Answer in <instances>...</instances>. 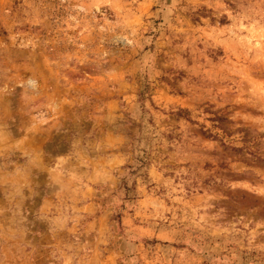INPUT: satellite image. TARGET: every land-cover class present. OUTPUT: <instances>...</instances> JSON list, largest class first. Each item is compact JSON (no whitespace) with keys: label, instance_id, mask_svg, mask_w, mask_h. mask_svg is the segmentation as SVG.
Segmentation results:
<instances>
[{"label":"rangeland","instance_id":"1","mask_svg":"<svg viewBox=\"0 0 264 264\" xmlns=\"http://www.w3.org/2000/svg\"><path fill=\"white\" fill-rule=\"evenodd\" d=\"M0 264H264V0H0Z\"/></svg>","mask_w":264,"mask_h":264}]
</instances>
